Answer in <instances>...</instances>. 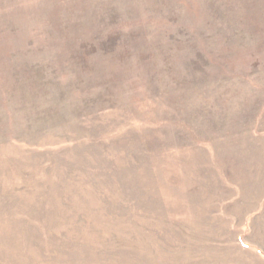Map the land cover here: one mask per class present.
<instances>
[{
	"label": "rangeland",
	"instance_id": "rangeland-1",
	"mask_svg": "<svg viewBox=\"0 0 264 264\" xmlns=\"http://www.w3.org/2000/svg\"><path fill=\"white\" fill-rule=\"evenodd\" d=\"M0 264H264V0H0Z\"/></svg>",
	"mask_w": 264,
	"mask_h": 264
}]
</instances>
